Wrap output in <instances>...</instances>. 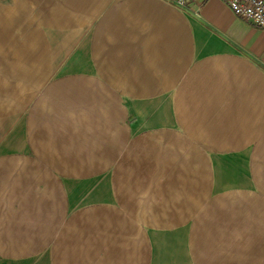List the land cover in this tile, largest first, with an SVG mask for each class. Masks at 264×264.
<instances>
[{"label": "crops", "instance_id": "0c3cea01", "mask_svg": "<svg viewBox=\"0 0 264 264\" xmlns=\"http://www.w3.org/2000/svg\"><path fill=\"white\" fill-rule=\"evenodd\" d=\"M46 3L0 22L36 90L0 111V264H264V29L222 0Z\"/></svg>", "mask_w": 264, "mask_h": 264}, {"label": "rangeland", "instance_id": "374dc122", "mask_svg": "<svg viewBox=\"0 0 264 264\" xmlns=\"http://www.w3.org/2000/svg\"><path fill=\"white\" fill-rule=\"evenodd\" d=\"M44 1H49V0H44ZM42 0H32L33 2V9L30 8V13H34V19L35 21L33 22L34 24V32L36 28H40L42 23H40L38 20L41 17L42 13H47L48 12V3L43 5ZM18 2H27V0H18ZM10 0H0V22H3L2 18H4L5 14H8L10 12ZM30 6V5H29ZM22 16H25L24 13H21ZM31 17V16H30ZM19 18V24L24 23L25 19L23 17H18ZM23 19L24 21H20ZM29 17L27 20L29 21ZM32 21V20H31ZM21 27L20 29L18 28V37H17V44L14 45V47H10L9 43L6 45V42H4L8 38L9 30L6 29V26H2L0 23V48L2 51H0V62L4 63L7 62L6 66L4 64L0 65V111L5 112L9 110H23L25 107L26 102V96H30V98L33 96L34 92L36 90H32L31 86H24L21 84L19 79L16 78H22L24 79L26 76V71H25V65L21 63V57L23 54H20L21 47L24 46V40H22L21 35L24 34V32H21ZM35 36V34H34ZM32 39H27L26 42H30ZM16 47V49H15ZM12 49L9 52V49ZM17 52V54H15ZM2 58V59H1ZM17 59H18V64H17ZM16 63V67H14ZM11 66V69L9 66ZM37 66V65H34ZM42 66V65H40ZM15 68V70H12ZM16 72V74H15ZM41 73V70L35 71V77ZM15 74V75H14ZM24 82V81H23ZM36 89V87L34 86ZM33 88V89H34ZM33 91V92H32Z\"/></svg>", "mask_w": 264, "mask_h": 264}, {"label": "built area", "instance_id": "2783aa9c", "mask_svg": "<svg viewBox=\"0 0 264 264\" xmlns=\"http://www.w3.org/2000/svg\"><path fill=\"white\" fill-rule=\"evenodd\" d=\"M181 9L186 7V0H165ZM202 4L206 0H191ZM232 12L244 21L264 29V0H222ZM198 16L197 11L194 13Z\"/></svg>", "mask_w": 264, "mask_h": 264}]
</instances>
